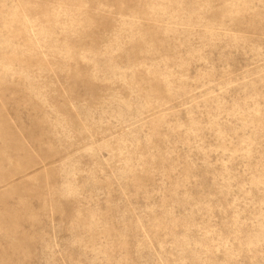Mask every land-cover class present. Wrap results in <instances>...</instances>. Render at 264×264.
<instances>
[{
	"label": "rangeland",
	"instance_id": "obj_1",
	"mask_svg": "<svg viewBox=\"0 0 264 264\" xmlns=\"http://www.w3.org/2000/svg\"><path fill=\"white\" fill-rule=\"evenodd\" d=\"M0 264H264V0H0Z\"/></svg>",
	"mask_w": 264,
	"mask_h": 264
}]
</instances>
